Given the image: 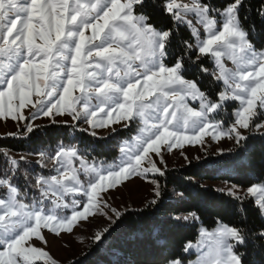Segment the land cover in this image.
Wrapping results in <instances>:
<instances>
[{
    "label": "snow or ice",
    "instance_id": "1",
    "mask_svg": "<svg viewBox=\"0 0 264 264\" xmlns=\"http://www.w3.org/2000/svg\"><path fill=\"white\" fill-rule=\"evenodd\" d=\"M243 5L244 0L222 5L214 0H0V116L24 121L43 116L67 125L69 120L56 119L66 116L83 120L89 127L82 131L93 136L112 124L129 128L140 119L147 125L148 115L156 121L139 129L134 148H120L118 161L100 166L88 163L75 145L60 143L52 153L39 152L35 161L50 174L33 175L26 157L17 160L0 152L7 165L0 175V188L6 189V198L0 197V264H58L43 246L30 243L32 238L47 244L42 229L71 233L95 216L101 192L134 174L164 176L166 168L158 166L165 163L162 147L171 152L182 141L202 143L205 136L228 137L239 145L248 138L243 130L264 129V50L252 42L255 25H245ZM257 15L264 21V0ZM181 28L186 37L179 34ZM225 57L234 68L225 66ZM208 61L212 67L205 66ZM229 102L239 106L225 126L216 117ZM28 105L35 109L31 116L22 111ZM24 131L32 133V124L26 123ZM21 178L23 191L16 183ZM152 183L151 204L156 205L163 194L159 183ZM30 189L38 195L25 203ZM225 192L236 201L241 224L220 220L207 234L211 243L198 264H243L238 246L259 242L264 247V223L248 227L245 207L249 202L264 221V181L246 190L232 184ZM66 196L72 197L70 203ZM77 196L86 199L81 203ZM171 219L183 226L198 216L188 212ZM108 232L97 231L94 242H102ZM191 250L190 243L183 245L163 264H186Z\"/></svg>",
    "mask_w": 264,
    "mask_h": 264
},
{
    "label": "trees",
    "instance_id": "2",
    "mask_svg": "<svg viewBox=\"0 0 264 264\" xmlns=\"http://www.w3.org/2000/svg\"><path fill=\"white\" fill-rule=\"evenodd\" d=\"M224 2L225 0H214L217 5ZM261 2L262 0H244L241 9V17H247L245 25H255L252 42L257 49L264 47V21L257 15ZM179 34L187 36L183 28ZM205 66L211 67V62H206ZM186 78L195 77L186 74ZM202 79L205 83L208 82L207 78ZM72 125L50 123L34 127V131L26 135L0 137V152L38 155L41 151L52 153L58 144L63 143L75 145L80 153L89 152L93 159L109 160L117 152V138L130 128H120L99 138L79 129V122ZM246 136L248 138L231 151L218 156L205 155L198 161L167 168L164 176H157L163 194L160 202L152 205V199L142 207L122 211L103 241L90 246L80 261L73 264H163L166 255L180 253L183 245L195 240L199 224L210 228L222 220L240 225L242 216L236 210V201L225 191L217 190L212 182L248 187L264 181V133L248 132ZM6 168L5 158L0 156V175L4 174ZM37 168L30 165L28 170L35 175ZM16 183L23 191V179ZM29 192L37 195L34 189ZM180 193L183 195H178ZM245 207L249 209L248 227L258 228L264 223L258 214L251 211L249 202L245 203ZM188 212H195L198 220L178 226L171 219L174 215ZM236 251L242 254L243 264H264V247L259 242L238 246ZM192 257L193 254H188L184 259Z\"/></svg>",
    "mask_w": 264,
    "mask_h": 264
},
{
    "label": "rangeland",
    "instance_id": "3",
    "mask_svg": "<svg viewBox=\"0 0 264 264\" xmlns=\"http://www.w3.org/2000/svg\"><path fill=\"white\" fill-rule=\"evenodd\" d=\"M30 3V0H28ZM82 2H86V0H82ZM94 2V0H93ZM35 23V21H34ZM90 30L86 32V35H90ZM38 43L41 41L37 40ZM127 43V42H125ZM115 46V45H114ZM258 50H264L260 48ZM5 62H7L5 60ZM223 62L225 66L228 68H234L232 61L229 60L227 57L224 58ZM70 63V62H69ZM212 67V64H211ZM2 90V89H0ZM75 94H79L78 92ZM37 97L33 96L32 100L35 103ZM153 100V98H149ZM148 102V101H146ZM18 103V102H17ZM190 106L197 107L196 102H190ZM239 106L238 102H229L226 106V110L221 112L217 115V119H222L227 126L232 120V113L233 111ZM25 116H31V112H34L35 109L32 108L31 105H28L25 109L22 110ZM171 111V109H170ZM148 113H151L152 110H147ZM58 121L69 120V124H75L70 120L69 117L62 116L56 118ZM148 123L145 125L142 120L138 119L134 121L126 132L117 138L116 149L117 152L115 156L109 160H100V159H93L90 156V153H81L82 156L87 157L88 163L96 164L97 166L102 165L103 163H112L114 161H118L121 157L122 153L120 152V148L122 146L134 148L136 144V139L140 135L139 129L141 127H150L152 123H155L152 119L151 115L147 117ZM257 123L260 122L259 119L256 121ZM26 123H31L33 128L41 125L50 124L51 120L48 117L38 116L34 120L24 121V120H13L10 116L3 117L0 116V137L4 136H11V135H26L27 132L24 131ZM63 124V123H58ZM79 129H84L89 127L86 125L83 120L79 121V125L77 126ZM122 127V124H112L105 128H98L96 129V137H105L108 134L114 132L113 129L118 130ZM21 131V133L19 132ZM244 134H248V132L262 134L264 133V129H256L252 127L250 130H243ZM186 135H190V132L185 131ZM147 135V132L144 133ZM237 144L233 139H229L228 137H224L220 140H214L211 136H205L203 138L202 143H188L187 141H182L181 147L173 148L171 152L166 151L163 147L161 149V155L165 161L164 164H158V166L162 168H172L175 166H181L184 164L189 163L190 161H198L202 159L205 155L210 156H218L220 154L226 153L231 151L235 148ZM221 150L223 152L221 153ZM8 152L10 156L14 157L15 159L19 160L21 157H26L28 161H30V165H35V161L39 159V155L36 154H25V153H14L10 151ZM153 159L159 161V157H155L153 154H150ZM76 167H79V161L75 163ZM145 166L147 164L145 163ZM23 167V165H22ZM51 168V163H49V169ZM43 172L44 174H50L47 169H40L37 168L36 173ZM158 175L148 174L147 176L141 175H132L129 178L122 180L121 183L115 185L114 187L109 188L106 192L100 193V204L97 209L93 211L96 213L95 216H89L88 220L82 221L78 223L71 233L61 232L60 235H55L49 232L47 229H42V235L44 239L47 241V244H43L42 241H37L35 237L32 238L30 243H35L37 246H43L44 250L49 252V254L58 262V264H73L75 262L80 261L85 253H87L90 246L97 244L93 240V236L97 231H102L104 228H110L112 223L116 219L114 213L109 211V208L116 209L118 212H122L126 209L131 208H139L146 205L149 201L154 198V187L155 185L152 183L153 180L157 181ZM81 179L84 180L86 177L81 175ZM17 182V181H16ZM212 182V181H211ZM213 186L217 190L225 191L229 185L233 183L227 182H219L213 181ZM236 185V184H235ZM241 189L246 190L247 187L238 185ZM0 197L6 198V189L0 188ZM36 194H32L29 192V198L26 199L25 203H31V197ZM38 195V193H37ZM78 200L81 203L84 202L86 199L83 196H77ZM72 197L66 196L65 200L67 202H71ZM107 205V207L105 206ZM107 212L108 216H105L104 213ZM70 214V210L65 212V215ZM111 216L112 219L109 220L108 217ZM218 222L210 228H207L201 224L198 226V234L193 241H189L186 244L192 245V250L190 254H193L192 258L186 259V264L191 262V264H198L204 254L208 252V245L211 243L210 237L207 235L212 233L215 228L217 227ZM201 229L204 230L203 234L201 233ZM185 244V245H186ZM198 249V250H197ZM40 264V262H38Z\"/></svg>",
    "mask_w": 264,
    "mask_h": 264
}]
</instances>
